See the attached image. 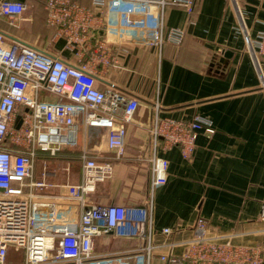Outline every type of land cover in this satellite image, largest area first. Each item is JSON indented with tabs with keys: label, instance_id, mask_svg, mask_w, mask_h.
Returning a JSON list of instances; mask_svg holds the SVG:
<instances>
[{
	"label": "crops",
	"instance_id": "0c3cea01",
	"mask_svg": "<svg viewBox=\"0 0 264 264\" xmlns=\"http://www.w3.org/2000/svg\"><path fill=\"white\" fill-rule=\"evenodd\" d=\"M21 1L26 8L12 22L0 15L5 44L19 42L79 64L92 56L96 40L103 39L114 61L95 65L97 87L112 86L138 101L132 119L123 123L121 158H115L107 146V127L85 124H80L76 146L63 147L54 156H39L35 177L41 178L43 165L53 171L40 190L52 196L61 219L69 227L77 226L80 207L66 198V185L80 181L84 151L112 164L110 177L96 185L91 202L133 207L150 198L145 226L154 248L149 264H166L159 256L169 248L181 254L194 235L198 217L205 219L208 235L227 237L236 244L262 245L264 250L260 216L264 203V56L259 57L258 67L244 34L246 29L251 37L264 35V0H194L191 11L169 5L162 12L164 29H180L183 38L158 46L144 44L135 33L124 31L112 13L105 16L110 26L88 31L82 45L71 44L47 23L44 0ZM76 1L97 16L104 13V7L92 0ZM225 51L231 55L224 57ZM42 99L57 97L42 93ZM154 105L162 115L206 116L214 132L197 136L189 159L177 147L161 151L169 161L167 181L150 195L147 125ZM116 115L121 117L122 110ZM163 227H170L171 232L164 234ZM146 243L136 236L110 232L96 238L94 254L134 262Z\"/></svg>",
	"mask_w": 264,
	"mask_h": 264
},
{
	"label": "built area",
	"instance_id": "2783aa9c",
	"mask_svg": "<svg viewBox=\"0 0 264 264\" xmlns=\"http://www.w3.org/2000/svg\"><path fill=\"white\" fill-rule=\"evenodd\" d=\"M46 21L67 37L71 44L82 45L88 31L110 26L105 16L116 15L124 31L133 32L144 44L179 43L183 31H165L162 12L169 5L192 9L194 0H92L104 7L101 16L76 0H44ZM26 8L21 0H0V15L11 22ZM107 14V15H106ZM241 19V13L238 10ZM104 15V16H103ZM136 15H138L136 17ZM134 17V18H133ZM247 47L258 65L264 56V35L251 37L244 31ZM114 61L106 51V42L98 38L92 56L79 64H69L58 56L19 42L5 44L0 32V264H7L10 249L23 254L20 264H149L153 248L147 229V207H129L116 203L91 202L90 196L99 182L112 173L109 160H98L82 151L81 178L66 185V198L79 207L77 226L72 228L61 219L57 203L40 189L53 171L43 165L41 178L35 177L36 164L43 153L54 156L63 147L78 142L80 124L109 129L108 148L121 158L125 128L138 107L135 98L107 86L100 89L94 76L95 65ZM42 93L57 99H42ZM122 110L121 117L116 115ZM150 163L149 194L167 181L168 159L161 155L177 147L184 159L195 150L200 133L214 132L211 119L199 113L188 118L159 113L154 105L147 125ZM264 219V203L261 206ZM114 233L136 236L147 241L134 262L94 254L97 237ZM162 232L169 234L170 227ZM142 243V242H141ZM166 264H264L262 245L236 244L229 238L207 234L206 221L198 217L194 235L185 250L176 255L171 248L160 254Z\"/></svg>",
	"mask_w": 264,
	"mask_h": 264
},
{
	"label": "rangeland",
	"instance_id": "374dc122",
	"mask_svg": "<svg viewBox=\"0 0 264 264\" xmlns=\"http://www.w3.org/2000/svg\"><path fill=\"white\" fill-rule=\"evenodd\" d=\"M22 260H23V254L19 252L18 253L14 252L13 249L11 248L7 257V261H6L7 264H20ZM44 264H53V263L46 262ZM65 264H69V263H65Z\"/></svg>",
	"mask_w": 264,
	"mask_h": 264
},
{
	"label": "water",
	"instance_id": "95a60500",
	"mask_svg": "<svg viewBox=\"0 0 264 264\" xmlns=\"http://www.w3.org/2000/svg\"><path fill=\"white\" fill-rule=\"evenodd\" d=\"M230 55H231L230 51H225L224 52V57H229ZM221 60H223V59H221Z\"/></svg>",
	"mask_w": 264,
	"mask_h": 264
}]
</instances>
